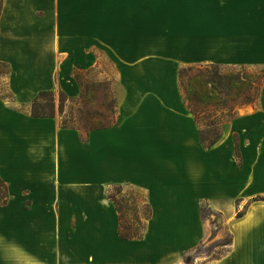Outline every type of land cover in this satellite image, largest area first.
<instances>
[{"label":"crops","instance_id":"1","mask_svg":"<svg viewBox=\"0 0 264 264\" xmlns=\"http://www.w3.org/2000/svg\"><path fill=\"white\" fill-rule=\"evenodd\" d=\"M103 59L117 68L111 127L83 140L59 115H31L42 90L79 96L75 71ZM0 61L15 97H0V176L11 194L0 206V259L188 264L185 254L228 231L222 256L191 264H264V78L258 102L211 148L179 85L184 66L264 76V0H3ZM115 185L150 204L140 239L119 235Z\"/></svg>","mask_w":264,"mask_h":264},{"label":"trees","instance_id":"2","mask_svg":"<svg viewBox=\"0 0 264 264\" xmlns=\"http://www.w3.org/2000/svg\"><path fill=\"white\" fill-rule=\"evenodd\" d=\"M2 8L3 0H0V15ZM0 65L7 67L5 74L10 77L11 67L9 64L0 61ZM95 68H91V71H94ZM225 68L217 64H205L188 66L179 70L180 90L183 92L187 107L198 125L200 141L206 148L213 147L223 138L227 124L238 116V106L256 104L261 95L263 73L247 67H231L232 71H227ZM75 77L81 87L79 96L70 97L63 90H60L59 94L54 90H42L33 99L30 113L33 117H56L59 115L63 128L78 130L82 139L86 140L91 131L105 129L115 123L118 113L116 96L111 88L113 80L109 78L93 80L89 78L88 71L81 70L75 71ZM11 96L10 94L8 96L0 94L3 99H8ZM66 100L71 102L68 111H65ZM25 109V107L21 108L23 111ZM236 140L238 139L236 138ZM117 188L121 193L123 186L118 185ZM108 197L119 212V235L121 238L125 240L142 238L146 222L152 213L145 195L141 192L140 200L144 202V216H141L138 202L135 204L128 201L131 202L129 204L125 201L124 196L119 199L111 192L108 193ZM10 199L9 185L0 176V206L7 204ZM257 199L264 200V197L260 196ZM131 210L134 211L132 219L128 217V212ZM242 215V212L237 214L238 217ZM231 243L232 237L223 245L229 246ZM197 256L200 255L197 253L195 257ZM193 258L192 253L185 254L184 257L188 264L193 263Z\"/></svg>","mask_w":264,"mask_h":264},{"label":"rangeland","instance_id":"3","mask_svg":"<svg viewBox=\"0 0 264 264\" xmlns=\"http://www.w3.org/2000/svg\"><path fill=\"white\" fill-rule=\"evenodd\" d=\"M185 67H187V66H184L182 68H185ZM146 68L149 69L148 67H146ZM225 69L227 71H232L233 68L226 67ZM252 70L259 72V70L256 68H253ZM6 71H7V67L0 65V94L3 96H8L10 94L12 96L9 99L12 101H15L14 94L9 89V83H8L9 77H7V75L5 74ZM86 71H88V76L90 79L94 80V79L109 78V79L113 80V82L111 83V88L113 90V94H115V96H116V104L118 107L117 94H116L117 68L115 66H112L109 61L103 59L102 65L96 66L94 71H91V68L87 69ZM56 93L59 94V91H57ZM58 98H59V95H58L57 99ZM70 105H71V102L69 100H66L65 111L69 110ZM250 105H252V103L251 104H245L242 106H238L237 109H238V111H240V110L244 109L246 106H250ZM17 106H18V108H21V107L24 108L27 105L21 104V105H17ZM117 187H118V185L109 187L110 192L114 193L117 196V198H119V199H122L123 198L122 196H124V199L126 202H128V201H132L134 203L138 202V204H140L141 216H144L145 208H144V205H141L142 204V201L140 200L141 192L137 188L124 185L123 189L120 193L119 192L120 190H118ZM131 209H132V207H131ZM133 214H134V211H132V210L129 211L128 217H130V219H132ZM215 235L216 234L214 233V236L212 238H210V241H207L204 244V246L199 247L196 252L193 251L192 254H193L194 258L198 253L200 256H207L209 259H213V258H216V257L224 254L229 249V246L223 245V244L228 242L231 239L230 233L228 231H225L221 238H217ZM1 245L3 246V250H6L5 247H8L9 244H8V242L3 241V242H1ZM0 264H41V263H35L31 259L26 258L24 255H19L15 259H12L11 261L8 259H2L1 258Z\"/></svg>","mask_w":264,"mask_h":264}]
</instances>
